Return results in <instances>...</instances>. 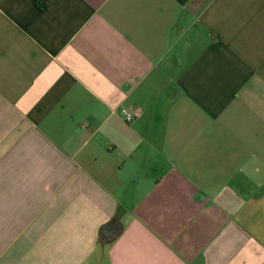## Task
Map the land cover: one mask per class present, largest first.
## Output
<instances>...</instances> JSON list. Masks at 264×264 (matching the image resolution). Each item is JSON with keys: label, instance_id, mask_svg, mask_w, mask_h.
<instances>
[{"label": "crops", "instance_id": "1", "mask_svg": "<svg viewBox=\"0 0 264 264\" xmlns=\"http://www.w3.org/2000/svg\"><path fill=\"white\" fill-rule=\"evenodd\" d=\"M0 264H264V0H0Z\"/></svg>", "mask_w": 264, "mask_h": 264}, {"label": "trees", "instance_id": "2", "mask_svg": "<svg viewBox=\"0 0 264 264\" xmlns=\"http://www.w3.org/2000/svg\"><path fill=\"white\" fill-rule=\"evenodd\" d=\"M119 231L117 229L112 228L110 232L104 234V240L111 241L114 240L115 237L118 235Z\"/></svg>", "mask_w": 264, "mask_h": 264}, {"label": "built area", "instance_id": "3", "mask_svg": "<svg viewBox=\"0 0 264 264\" xmlns=\"http://www.w3.org/2000/svg\"><path fill=\"white\" fill-rule=\"evenodd\" d=\"M123 115H124L125 120H126L127 122H132L133 119H134V116H133L131 113L127 112V111H124V112H123Z\"/></svg>", "mask_w": 264, "mask_h": 264}]
</instances>
